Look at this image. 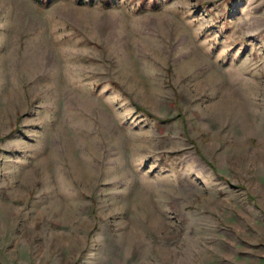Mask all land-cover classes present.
Returning a JSON list of instances; mask_svg holds the SVG:
<instances>
[{"label":"rangeland","instance_id":"374dc122","mask_svg":"<svg viewBox=\"0 0 264 264\" xmlns=\"http://www.w3.org/2000/svg\"><path fill=\"white\" fill-rule=\"evenodd\" d=\"M0 264H264V0H0Z\"/></svg>","mask_w":264,"mask_h":264}]
</instances>
